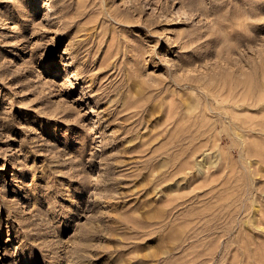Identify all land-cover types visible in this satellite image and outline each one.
Instances as JSON below:
<instances>
[{
  "label": "rangeland",
  "instance_id": "obj_1",
  "mask_svg": "<svg viewBox=\"0 0 264 264\" xmlns=\"http://www.w3.org/2000/svg\"><path fill=\"white\" fill-rule=\"evenodd\" d=\"M263 90L264 0H0V264H264Z\"/></svg>",
  "mask_w": 264,
  "mask_h": 264
},
{
  "label": "bare ground",
  "instance_id": "obj_2",
  "mask_svg": "<svg viewBox=\"0 0 264 264\" xmlns=\"http://www.w3.org/2000/svg\"><path fill=\"white\" fill-rule=\"evenodd\" d=\"M262 79V78H261ZM260 79V80H261ZM264 91V90H263ZM257 96V95H256ZM262 103V102H261ZM261 103L259 105H261ZM264 103V102H263ZM257 123V122H256ZM261 209H259L260 211ZM263 215V213H262ZM264 216V215H263ZM260 219V218H259ZM261 221V220H260ZM75 252V251H74ZM77 254H73L72 256H70L71 260H69V264H78L79 261L82 259V257L80 258V254H78V250L76 251ZM87 256H89V252L87 250L83 249V258L84 261H87V263L89 262V260L86 258Z\"/></svg>",
  "mask_w": 264,
  "mask_h": 264
}]
</instances>
